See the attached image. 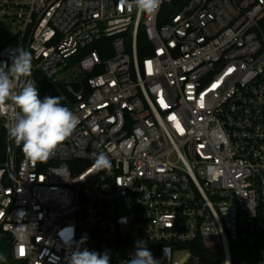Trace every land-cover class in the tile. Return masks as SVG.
<instances>
[{
    "label": "built area",
    "instance_id": "built-area-1",
    "mask_svg": "<svg viewBox=\"0 0 264 264\" xmlns=\"http://www.w3.org/2000/svg\"><path fill=\"white\" fill-rule=\"evenodd\" d=\"M0 21L15 26L0 62L29 51L27 79L63 86L80 120L34 162L0 112L12 264H67L77 245L128 264L138 240L160 264H264V0H163L155 16L121 0H0Z\"/></svg>",
    "mask_w": 264,
    "mask_h": 264
},
{
    "label": "clouds",
    "instance_id": "clouds-1",
    "mask_svg": "<svg viewBox=\"0 0 264 264\" xmlns=\"http://www.w3.org/2000/svg\"><path fill=\"white\" fill-rule=\"evenodd\" d=\"M163 0H121V5L129 11L135 8L137 15L155 16ZM11 64L0 62V112L11 108L14 112L12 122L6 125L8 137L34 162H47L59 145L69 139L78 124L79 117L68 107L61 104L62 97L47 95L40 98L35 81L27 79L32 75V54L23 47H17L9 53ZM23 84L17 91L18 83ZM11 102V104H9ZM18 109V111H17ZM94 167L98 171L112 170V163L104 151L93 153ZM68 166L61 165L55 171L63 177ZM86 239V237H85ZM0 261L6 256L0 254ZM67 264H110V254L81 250L79 245L67 257ZM128 264H160L147 248L144 240L136 241L134 253Z\"/></svg>",
    "mask_w": 264,
    "mask_h": 264
},
{
    "label": "trees",
    "instance_id": "trees-1",
    "mask_svg": "<svg viewBox=\"0 0 264 264\" xmlns=\"http://www.w3.org/2000/svg\"><path fill=\"white\" fill-rule=\"evenodd\" d=\"M138 48H139V57L142 58L143 57V52L140 51L142 47L147 45L146 40L144 39L142 33L139 31L138 34ZM35 85L38 89L40 98L43 99L45 96L47 95H51V96H59L62 97L61 100V104L63 106H65V100L69 99L68 95L65 92V88L63 86H59V88H57L55 85L50 84L49 82H47V80H45L39 73L35 74ZM6 141H7V135H6V131L5 129L0 125V165L4 162L5 160V148H6ZM0 235H6L2 232H0ZM3 243L5 246L9 247V251H10V239L7 236V238L3 237ZM11 258V255H10ZM11 261L12 258H11ZM12 264V262H11Z\"/></svg>",
    "mask_w": 264,
    "mask_h": 264
},
{
    "label": "rangeland",
    "instance_id": "rangeland-1",
    "mask_svg": "<svg viewBox=\"0 0 264 264\" xmlns=\"http://www.w3.org/2000/svg\"><path fill=\"white\" fill-rule=\"evenodd\" d=\"M165 11L171 12L172 11V5L167 4L165 7ZM15 31V26L4 24L2 21H0V43L5 41L13 32ZM129 43V41H127ZM73 63V62H72ZM69 63V66L72 64ZM64 70H59L58 75L62 74ZM3 237L7 238V235H0V254H3L6 256V261H0V264H11V258H10V251L9 247L5 246L3 243Z\"/></svg>",
    "mask_w": 264,
    "mask_h": 264
}]
</instances>
